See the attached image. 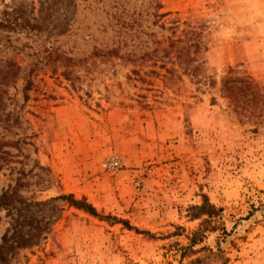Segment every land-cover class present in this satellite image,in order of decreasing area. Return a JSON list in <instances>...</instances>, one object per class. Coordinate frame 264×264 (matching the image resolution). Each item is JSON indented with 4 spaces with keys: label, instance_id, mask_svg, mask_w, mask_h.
I'll return each instance as SVG.
<instances>
[{
    "label": "rangeland",
    "instance_id": "1",
    "mask_svg": "<svg viewBox=\"0 0 264 264\" xmlns=\"http://www.w3.org/2000/svg\"><path fill=\"white\" fill-rule=\"evenodd\" d=\"M171 24L195 59L147 57ZM230 66L264 88V0H0V243L50 220L9 264H180L203 195L195 248L264 264V90L225 96ZM69 193L127 222L35 203Z\"/></svg>",
    "mask_w": 264,
    "mask_h": 264
},
{
    "label": "trees",
    "instance_id": "2",
    "mask_svg": "<svg viewBox=\"0 0 264 264\" xmlns=\"http://www.w3.org/2000/svg\"><path fill=\"white\" fill-rule=\"evenodd\" d=\"M155 22L167 15V12H161L162 4L158 2L154 9ZM163 26L164 23H161ZM168 28L172 30V34L169 35L168 43L164 40L156 38L155 48L147 54V57L155 56L159 50L164 51V55H169L170 51L173 50L176 59L183 61L185 63L195 59V53L199 52L204 44L200 33L194 29H181L179 33V25L171 24ZM204 47V46H203ZM159 56H162L159 54ZM234 73V74H233ZM238 70L234 67H228L226 74L222 77V87L221 90L228 98L238 101L239 96L244 98V101L251 103L255 100L256 95L261 94V90L264 88L257 82L252 75L244 72L243 75H238ZM32 80L28 79L26 85L24 86V96L27 98V90L31 87ZM236 92H240V95ZM251 95V96H247ZM262 95V94H261ZM239 102V101H238ZM237 102V103H238ZM47 187L51 185L52 181L49 180ZM57 200H66L69 206H73L77 209H81L89 214L98 216L100 218H113L115 222H123L118 217H111L110 215L100 214L97 208L87 200L86 197L77 198L74 194H60L58 196L52 197L47 200L35 201L36 204H48ZM220 207H217L212 203L205 195H203L202 202L197 205H192L189 208V217L192 219H201L202 223H206L208 219L218 215L220 212ZM26 221L27 229L24 231L25 225H21V228H15L11 234L5 233L2 237V242L0 243V264H9L10 260L14 255L20 252L22 248L32 247L37 244L38 238L41 237L44 230L46 229V224L50 221L49 219L42 222L41 219L34 217L32 215L25 216L23 218ZM203 224H201L198 229H196L193 234L189 237V244L181 246L182 252L179 260L180 264H228L231 260L230 256L226 255L220 243L218 242L217 248L214 249L210 246L203 245L199 248H195L194 245L200 243L202 240L200 237L203 234ZM24 226V227H23ZM137 231H141L135 228ZM195 255V256H194ZM187 258V261H183Z\"/></svg>",
    "mask_w": 264,
    "mask_h": 264
},
{
    "label": "built area",
    "instance_id": "3",
    "mask_svg": "<svg viewBox=\"0 0 264 264\" xmlns=\"http://www.w3.org/2000/svg\"><path fill=\"white\" fill-rule=\"evenodd\" d=\"M119 165V161L116 158H112L106 163V166L112 169H116Z\"/></svg>",
    "mask_w": 264,
    "mask_h": 264
}]
</instances>
